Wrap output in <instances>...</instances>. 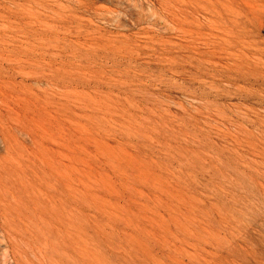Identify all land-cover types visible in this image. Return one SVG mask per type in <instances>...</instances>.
Wrapping results in <instances>:
<instances>
[{"label":"rangeland","instance_id":"obj_1","mask_svg":"<svg viewBox=\"0 0 264 264\" xmlns=\"http://www.w3.org/2000/svg\"><path fill=\"white\" fill-rule=\"evenodd\" d=\"M0 264H264V0H0Z\"/></svg>","mask_w":264,"mask_h":264}]
</instances>
